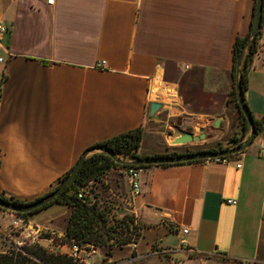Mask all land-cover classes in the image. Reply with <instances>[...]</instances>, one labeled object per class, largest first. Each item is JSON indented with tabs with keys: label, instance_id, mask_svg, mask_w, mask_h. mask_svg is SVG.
I'll use <instances>...</instances> for the list:
<instances>
[{
	"label": "crops",
	"instance_id": "1",
	"mask_svg": "<svg viewBox=\"0 0 264 264\" xmlns=\"http://www.w3.org/2000/svg\"><path fill=\"white\" fill-rule=\"evenodd\" d=\"M253 10L254 0H0V193L41 196L90 146L138 127L142 156L186 151L146 148L147 120L239 125L232 48ZM248 77L246 101L260 117L264 22ZM152 102L162 104L153 114ZM226 158L145 167L135 201L144 257L132 264H264L260 145ZM70 212L53 227L62 234ZM117 250L112 264L134 253Z\"/></svg>",
	"mask_w": 264,
	"mask_h": 264
},
{
	"label": "trees",
	"instance_id": "2",
	"mask_svg": "<svg viewBox=\"0 0 264 264\" xmlns=\"http://www.w3.org/2000/svg\"><path fill=\"white\" fill-rule=\"evenodd\" d=\"M255 6H256V0H254V10L248 32L244 36H240V35L236 36L232 48L233 68L231 74L233 77V82H232V89L230 91L229 101L234 105L237 111V118L240 127V130L235 131L234 135H231L230 137V142L234 143L235 145L242 144L249 133L248 121L245 115L239 109L234 83H235L236 65L238 63L243 47L246 44L252 29ZM263 22H264V4H263V14H262L261 24ZM257 41H258V36L256 37L255 41L252 43L251 47L247 50L241 66L242 88L244 91L245 102L247 103V105L248 102L246 101L245 93L248 90V78H249L248 72L250 70V63L252 61L253 55L256 51ZM252 115L254 117V122L258 134L259 132H261L264 126V115L260 117H256L253 113ZM143 137H144V131L141 127H138L136 129L113 136L105 141L96 143L92 146H101V147L110 148L115 152L116 155L139 157L142 156L139 153V149L141 147ZM222 148H227V146L220 145L211 148H195V149H188L184 152L171 151L166 153H156L154 155H177V154H184L190 152L217 150ZM197 161L200 160L189 161L188 163L197 162ZM177 164H182V163H173V164L164 163L153 166H170ZM127 166L130 165L118 163L108 154L98 153V152L92 153L86 158L85 163L82 166L81 170L79 171L78 175L67 187V189L55 201L50 203L52 204L54 202H63L68 204L69 207L71 208L68 224L64 231V235L68 240L73 239L84 243L105 245L108 244V241L116 234L123 233L126 227L129 228L128 221L131 220V216L124 213L122 209H119V206L121 205H115L112 203L111 200H107L106 196L105 197L101 196L98 190V186H99L98 184L99 183L104 184L105 174L109 173L113 169L125 168ZM142 166L149 167L152 165H142ZM70 170L71 168L68 171H66V173H64L61 177H59V179L51 186L48 192L58 187L61 181L65 178V176L68 174ZM87 186L90 187L89 190L90 192L93 193V198L90 201L83 202L80 198H78L76 192L80 188ZM41 196H38L32 200H23L12 194L5 195V193H0V198L9 200L10 202L17 205L28 204L40 198ZM40 209L27 213L17 212L16 214L27 219L30 216H32L35 212L39 211ZM119 214H122V216L119 217ZM119 228L121 229L119 230ZM129 238L130 237L127 236L126 241L129 240ZM0 264H75V263L71 257H68L65 254L50 252L48 251V248L44 247L43 245L34 243L31 246L24 245L20 247H14V249L10 253L0 252Z\"/></svg>",
	"mask_w": 264,
	"mask_h": 264
},
{
	"label": "rangeland",
	"instance_id": "3",
	"mask_svg": "<svg viewBox=\"0 0 264 264\" xmlns=\"http://www.w3.org/2000/svg\"><path fill=\"white\" fill-rule=\"evenodd\" d=\"M160 85L162 84L160 83ZM253 87L258 88L257 91L261 92L264 88V81L261 80V83L256 82ZM157 92L160 93L162 100L169 101V97L165 96L161 91ZM163 114H166V112H163ZM156 119L157 121L155 122L147 120L149 132L144 146L148 148L150 147L149 145L152 144L154 149L162 151L178 147L171 142V134L176 126L184 132L190 131L196 135L201 133V127L207 129L206 139L187 143V146H179L182 147L179 148L181 149L179 151L195 148H211L220 145L229 147L230 137L231 135H234L236 127H239V125H235L233 116H231L232 120L230 121V125L225 130L222 129V123L219 127H213V123L205 125L206 122L204 123L203 120H199L200 122L198 121L199 124H197V115H185L183 118H176L167 122H163L162 117ZM194 124L195 126H193ZM237 130H240V127ZM262 140H264V132H259L250 145L252 147L260 145ZM98 185L99 194L101 196H106L107 200H111L115 205H121L119 208L126 210L124 208L128 207V203L131 201V195L130 186L123 170L113 169L109 174H105L104 184L99 183ZM68 206V204L63 202H54L35 212L29 218H25L22 223L20 222L17 225L13 222L19 219V215L0 208V252L10 253L14 247L24 245L31 246L34 244V238H41L42 240H45V242L47 241L44 243V247L48 248V251L50 252L58 249H66V246L63 248L61 247L62 244H65L68 241L64 232L62 234L60 233L61 230H58L59 228L53 227H61L60 225L64 221L63 214L68 212ZM124 213L129 215L128 212ZM120 216H122V214H119V217ZM120 250L121 249L117 251Z\"/></svg>",
	"mask_w": 264,
	"mask_h": 264
},
{
	"label": "water",
	"instance_id": "4",
	"mask_svg": "<svg viewBox=\"0 0 264 264\" xmlns=\"http://www.w3.org/2000/svg\"><path fill=\"white\" fill-rule=\"evenodd\" d=\"M263 4L264 0H256L255 6V13L254 19L252 22V29L246 44L243 47L241 56L238 60L236 65L235 71V83L234 88L236 91L237 102L239 105V109L245 115L248 124H249V133L246 139L243 141L242 144L234 145L232 147L217 149V150H207V151H200V152H190L184 154H177V155H147V156H139V157H131L128 159H122L115 152L107 147L101 146H92L86 149L82 155L79 157L78 161L74 164L65 178L61 181L58 187L54 190L48 192L47 194L41 196L40 198L25 204V205H17L9 200L0 198V208L9 210L14 213H27L33 212L38 210L42 207L47 206L51 202L55 201L71 184V182L76 178L79 171L81 170L82 166L85 163L86 158L95 152L98 153H105L110 155L116 162L122 164H129V165H159L164 163H184L189 161H196V160H207V159H214L220 157L231 156L234 154H238L243 152L254 140L255 136L257 135V129L254 122V117L249 109L247 103L245 102L244 91L242 88V74H241V66L245 57L247 50L251 47L252 43L255 41L256 37L258 36L259 30L261 28L262 22V14H263ZM162 104L160 102H152L150 106L151 114L155 113ZM222 117L219 116L213 123V127H219L221 123ZM200 134L196 135L190 131H182L178 126L174 127V131L171 134L173 144H187L194 141H200L202 139H206L207 137V129L204 127L200 128Z\"/></svg>",
	"mask_w": 264,
	"mask_h": 264
},
{
	"label": "built area",
	"instance_id": "5",
	"mask_svg": "<svg viewBox=\"0 0 264 264\" xmlns=\"http://www.w3.org/2000/svg\"><path fill=\"white\" fill-rule=\"evenodd\" d=\"M49 3H53V0H48ZM6 27L3 23H0V38L6 32ZM3 62V58L0 57V63ZM106 62L100 61L97 66L99 68H104ZM188 65L184 66V69H188ZM261 132H264V126ZM260 153L261 156L264 158V140L260 143ZM122 159L131 158L130 156H122L118 155ZM216 161L227 162L226 157L214 158ZM238 167H241L242 164H237ZM124 171V174L128 180L130 186V195L131 201L128 203V207H125L123 210L124 212H128L131 216V220L128 221L129 228H125L124 232L121 234H116L112 237L108 244L105 245H97L92 243H84L76 240H68L65 244H62L61 247H65L66 249H58L53 251L55 253L65 254L68 257H71L75 264H112L113 261L110 258L113 255L115 249H121L124 247H132L134 249V253L131 254L128 258L118 261L117 264H132L135 260L144 257L143 253H138L136 250L137 243L141 236L142 226L139 222V215L136 211L135 206V199L141 193V177L144 172L145 167L141 165H130L125 168H118ZM117 169V170H118ZM89 186L80 188L76 195L80 198L83 202L90 201L93 198V193L90 192ZM227 202L229 203H236L235 199H228ZM121 209V208H119ZM25 220L24 217L19 216V219L14 221V224L22 223ZM121 228H119L120 230ZM184 232H188V228L183 229ZM127 236H129V240L126 241ZM47 242V241H46ZM45 240L41 238H34V243H38L44 246L46 243ZM182 245L186 246V241L182 239ZM187 247V246H186ZM192 251V249H189Z\"/></svg>",
	"mask_w": 264,
	"mask_h": 264
}]
</instances>
